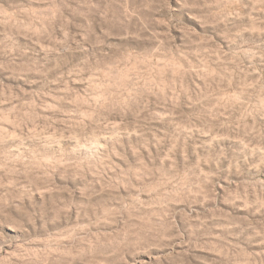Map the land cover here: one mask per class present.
I'll list each match as a JSON object with an SVG mask.
<instances>
[{
  "label": "rangeland",
  "instance_id": "obj_1",
  "mask_svg": "<svg viewBox=\"0 0 264 264\" xmlns=\"http://www.w3.org/2000/svg\"><path fill=\"white\" fill-rule=\"evenodd\" d=\"M0 264H264V0H0Z\"/></svg>",
  "mask_w": 264,
  "mask_h": 264
}]
</instances>
